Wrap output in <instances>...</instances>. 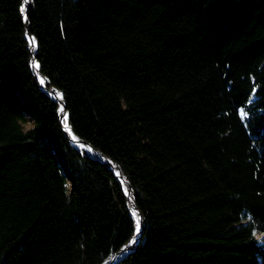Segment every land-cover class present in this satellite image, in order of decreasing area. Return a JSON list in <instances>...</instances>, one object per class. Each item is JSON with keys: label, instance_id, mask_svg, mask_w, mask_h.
Instances as JSON below:
<instances>
[{"label": "trees", "instance_id": "trees-1", "mask_svg": "<svg viewBox=\"0 0 264 264\" xmlns=\"http://www.w3.org/2000/svg\"><path fill=\"white\" fill-rule=\"evenodd\" d=\"M0 0V264H264V0ZM69 183V184H68ZM261 236V239L257 238Z\"/></svg>", "mask_w": 264, "mask_h": 264}, {"label": "water", "instance_id": "water-1", "mask_svg": "<svg viewBox=\"0 0 264 264\" xmlns=\"http://www.w3.org/2000/svg\"><path fill=\"white\" fill-rule=\"evenodd\" d=\"M28 7H29V0H24V6L22 8L24 18L27 16ZM27 38H28L29 43H30V40L32 38H34V36L29 34V32H28ZM30 50H31V54H32V57H31L32 71H33L34 75L36 76V78L38 79V81L40 82L41 89L44 90L51 98H53L54 100H56L59 103L60 109H61V107L64 108L63 112L59 111L60 112V118H61V120H63L65 118V116H67L66 102H65L64 97H63V100H61L58 96V94L63 95V93L58 91L56 88H48L46 86V77L40 71V66L38 68L34 66L37 64L39 65V62L37 61V59L35 57L36 39H35V46H32L30 44ZM41 80L44 81L43 84L41 83ZM68 130H71V133L77 138V140L86 146L85 149L94 158H96L102 162H106L111 166V168L115 171L117 178L122 183L124 190L126 191V193L128 195L129 202H130L131 214H132L133 218L135 219V221L137 220V217H139V219H140L141 230H140L139 234H137L135 231V234L132 236L131 240L126 245H124L119 251L114 253L109 259H106L103 263V264H116L121 259L125 258L128 254H130L132 251H134L137 248V246L141 242L142 235H143L144 229H145V219H144L141 211L139 210V208L136 204L134 188H133L132 184L130 183V181L126 178L124 172H122V170L117 166V164L112 159H110L108 156H106L101 150L95 148L88 141L77 136L74 133L73 129L69 125H68V128H66L65 123H64V132L74 147H76L78 149L80 148V147H77L75 145V141L72 139L73 136H72V134L69 133ZM133 240H135V243H132Z\"/></svg>", "mask_w": 264, "mask_h": 264}, {"label": "snow or ice", "instance_id": "snow-or-ice-1", "mask_svg": "<svg viewBox=\"0 0 264 264\" xmlns=\"http://www.w3.org/2000/svg\"><path fill=\"white\" fill-rule=\"evenodd\" d=\"M25 19H26V17H25ZM30 44H31L32 46H35V39H34V38H32V39L30 40ZM34 66L37 67V68L39 67L38 64H37V65H34ZM41 83L43 84L44 81L41 80ZM58 96H59V98H60L61 100H63V95H62V94H58ZM60 111L63 112V111H64V108L61 107ZM65 127L68 128L67 116H65ZM72 139L75 141L77 138H76L75 136H73ZM140 230H141V222H140L139 217H137V220H136V233L139 234ZM132 243H135V240H133Z\"/></svg>", "mask_w": 264, "mask_h": 264}, {"label": "bare ground", "instance_id": "bare-ground-1", "mask_svg": "<svg viewBox=\"0 0 264 264\" xmlns=\"http://www.w3.org/2000/svg\"><path fill=\"white\" fill-rule=\"evenodd\" d=\"M68 131H69L70 134H72V133H71V130H68ZM72 136H74V135L72 134ZM75 145H76L77 147H80V148H85V147H86L84 144L80 143L77 139L75 140ZM257 236H259V235H257ZM260 237H261V236H260Z\"/></svg>", "mask_w": 264, "mask_h": 264}, {"label": "rangeland", "instance_id": "rangeland-1", "mask_svg": "<svg viewBox=\"0 0 264 264\" xmlns=\"http://www.w3.org/2000/svg\"><path fill=\"white\" fill-rule=\"evenodd\" d=\"M68 184H69V183H68ZM257 238H258V239H261V237H260V236H257Z\"/></svg>", "mask_w": 264, "mask_h": 264}]
</instances>
